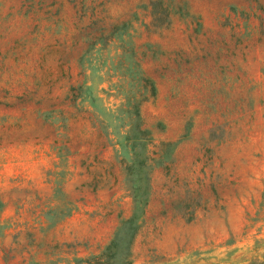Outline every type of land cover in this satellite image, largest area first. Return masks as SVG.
Instances as JSON below:
<instances>
[{"label": "rangeland", "instance_id": "obj_1", "mask_svg": "<svg viewBox=\"0 0 264 264\" xmlns=\"http://www.w3.org/2000/svg\"><path fill=\"white\" fill-rule=\"evenodd\" d=\"M0 264H264V0H0Z\"/></svg>", "mask_w": 264, "mask_h": 264}, {"label": "trees", "instance_id": "obj_2", "mask_svg": "<svg viewBox=\"0 0 264 264\" xmlns=\"http://www.w3.org/2000/svg\"><path fill=\"white\" fill-rule=\"evenodd\" d=\"M135 113H136V111H135ZM132 224H134V216H132V217H130L128 219L122 220L121 224H120V227L118 228V232L116 233V237H117V235H119V233H121V230H122V233H123L125 231V229L132 228ZM134 228L136 230V228H137L136 227V223H135V227L133 225V230H134ZM135 232L136 231H133V233H132L133 236H134ZM113 243L115 244V240H114Z\"/></svg>", "mask_w": 264, "mask_h": 264}]
</instances>
